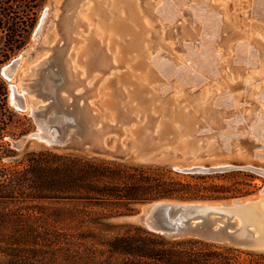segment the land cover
I'll use <instances>...</instances> for the list:
<instances>
[{"label": "rangeland", "instance_id": "374dc122", "mask_svg": "<svg viewBox=\"0 0 264 264\" xmlns=\"http://www.w3.org/2000/svg\"><path fill=\"white\" fill-rule=\"evenodd\" d=\"M200 1L185 0L169 19L157 12L162 0H39L25 44L0 59L8 109L0 114V167L44 149L161 166L183 179L226 186V198L200 202L255 201L256 216L263 219L252 225L264 241V7L258 8V0ZM202 2L217 21L214 36L203 27L204 15L193 12ZM209 43L215 59L194 66L187 47ZM240 45L245 50L236 52ZM155 56L184 71L162 76ZM14 59L17 67L5 75ZM207 65L211 71L201 72ZM186 71L197 74L195 81L178 85ZM86 97L80 113L90 135L87 147L24 139L33 132L85 133L71 103ZM191 167L215 170H184ZM145 204L130 214H141ZM123 216L110 222L142 226ZM215 243L264 253V242L252 248Z\"/></svg>", "mask_w": 264, "mask_h": 264}, {"label": "trees", "instance_id": "16d2710c", "mask_svg": "<svg viewBox=\"0 0 264 264\" xmlns=\"http://www.w3.org/2000/svg\"><path fill=\"white\" fill-rule=\"evenodd\" d=\"M38 2L0 0V59L25 44ZM7 111L0 80V114ZM15 160L0 167V264H264V253L110 222L155 200L226 198L222 184L50 149Z\"/></svg>", "mask_w": 264, "mask_h": 264}, {"label": "water", "instance_id": "95a60500", "mask_svg": "<svg viewBox=\"0 0 264 264\" xmlns=\"http://www.w3.org/2000/svg\"><path fill=\"white\" fill-rule=\"evenodd\" d=\"M18 65V59L10 61L6 73H12ZM60 101L61 98L59 97ZM75 102V100H72ZM89 103V97L82 100ZM72 102V103H73ZM86 133L66 137L63 133L46 134L33 132L24 139L36 137L52 145H61L72 149L87 147L90 141ZM187 172L212 171L215 169L191 167ZM256 205L251 200L235 198L231 202L212 204L209 202L175 203L156 200L146 203L141 214L124 215L123 219L136 222L146 229L169 237H196L213 242H227L234 246L252 248L263 244L261 234L257 232L254 215Z\"/></svg>", "mask_w": 264, "mask_h": 264}, {"label": "bare ground", "instance_id": "6f19581e", "mask_svg": "<svg viewBox=\"0 0 264 264\" xmlns=\"http://www.w3.org/2000/svg\"><path fill=\"white\" fill-rule=\"evenodd\" d=\"M163 1V3H162V5L161 6H159L158 8H157V12L158 13H160V15H163V17L164 18H169V19H171V18H173V16H175L177 13H178V11H180L179 9V6L180 5H182L183 3H185L184 1L185 0H162ZM202 1V0H201ZM200 1V2H201ZM255 1V5L257 4L258 5V3H257V0H254ZM259 1V3H260V5L258 6V8H260L261 6H263L264 7V0H258ZM206 2V1H205ZM204 2V3H205ZM203 3V2H202ZM202 3H200L199 5H197V7H195L194 9H193V12L194 13H201V14H203L204 15V17H203V21H204V24H203V27L205 28V30H207V32H209V34L210 35H215V33H218V28L216 27L217 26V21H216V19L213 17L214 15L212 14V12L210 11V9L208 8L207 10L205 9V8H202L201 6L203 5L204 6V3L202 4ZM164 5V6H163ZM260 11L262 12V13H264V10L262 11L261 9H260ZM201 16V15H200ZM263 16H264V14H263ZM203 44V43H202ZM204 45V44H203ZM244 45H240V49L239 50H237L236 52H241V51H244L245 50V48L243 47ZM249 49V48H248ZM248 49H247V52H249L248 51ZM251 52V51H250ZM249 52V53H250ZM243 53H246V51L245 52H243ZM187 56H188V58L191 60V62L194 64V66H204V65H206L207 64V61L205 60V59H207V57H208V62H210V60L211 59H215V55H214V49H212V45H211V43H209L208 45H205V47H203L202 45H201V47L199 48V49H197V50H190V48H188L187 47ZM249 58H251L250 57V55L248 54L247 55ZM238 57H239V55H238ZM153 63H154V65H155V67L158 69V71L160 72V74L162 75V76H164V77H169V76H171L172 74H174L175 72H177L178 71V69L177 68H175L174 69V67H172V66H170L171 64L168 62V61H166V60H164V59H161V57H158V56H155L154 57V59H153V61H152ZM214 62H216V60H214ZM195 68V67H194ZM193 68V69H194ZM186 69V68H185ZM211 66L210 65H207L206 66V68L204 69V70H202L201 72H204V71H207V70H210L211 71ZM179 71L180 72H182V71H184L183 70V68H180L179 69ZM178 71V72H179ZM2 72V71H1ZM3 73L5 74V75H8L7 73H6V67H4V69H3ZM187 74V75H185V74ZM183 74L185 75H183L184 77H181V80H179L177 83H178V85H185V84H187V83H189V82H192L191 80H193V81H195V77L196 76H194L193 77V75H197V74H193L192 76H189L190 74H188L187 73V71L186 72H184ZM193 77V78H192ZM182 78H184V80H182ZM163 88V87H162ZM167 88V87H166ZM264 90V89H263ZM27 99V98H26ZM217 99H218V97H216V100L214 101V103L215 104H219V99H218V102H217ZM10 100L14 103L15 101H14V94L13 93H11V95H10ZM16 100V99H15ZM63 100H64V98H63ZM25 101V100H24ZM65 101V100H64ZM64 103V102H63ZM214 104V105H215ZM15 105V104H14ZM71 105H72V108H74L75 109V111H76V113L78 114V112L80 113L81 112V110L83 109V107L85 106V104L83 103V102H80L78 99H75V102H73V103H71ZM69 106V105H68ZM16 107H18V106H16ZM28 108V107H27ZM86 108V107H85ZM85 111V110H84ZM88 112V111H87ZM81 114V113H80ZM84 115H79V117H80V119H81V122L83 123V130L85 131V133L87 134V127H86V125L84 124V117H83ZM87 118V117H86ZM227 123V122H226ZM229 134H231V133H229ZM228 134V135H229ZM89 134H87V136H88ZM230 136V135H229ZM228 136V137H229ZM227 137V136H226ZM225 137V138H226ZM225 145H227L226 143H225ZM248 200V199H247ZM250 200V199H249ZM260 201V200H259ZM255 202V201H254ZM256 203H257V201H256ZM257 206H259V205H257ZM260 207H262V206H260ZM261 209V208H260ZM260 212V211H259ZM260 213H262V212H260ZM260 215V214H259ZM259 215H254V216H256V217H254L255 219V221L256 222H254V223H261V221H262V219H260V217H259ZM262 215V214H261ZM260 215V216H261ZM264 216V215H263ZM262 216V217H263ZM260 219V220H259ZM264 221V220H263ZM262 224V223H261ZM261 224H257V226L258 225H260L261 226ZM256 226V225H255ZM259 226V227H260ZM258 227V228H259ZM260 228H262V227H260ZM259 228V229H260ZM259 229H258V231H259ZM262 230V229H261ZM264 233V232H263ZM264 236V235H263Z\"/></svg>", "mask_w": 264, "mask_h": 264}]
</instances>
